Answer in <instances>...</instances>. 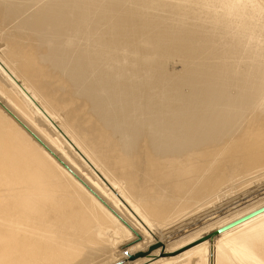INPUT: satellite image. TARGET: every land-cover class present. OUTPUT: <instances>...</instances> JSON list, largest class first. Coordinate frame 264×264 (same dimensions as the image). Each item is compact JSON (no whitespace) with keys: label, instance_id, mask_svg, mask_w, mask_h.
Segmentation results:
<instances>
[{"label":"bare ground","instance_id":"1","mask_svg":"<svg viewBox=\"0 0 264 264\" xmlns=\"http://www.w3.org/2000/svg\"><path fill=\"white\" fill-rule=\"evenodd\" d=\"M262 178L264 0H0V264H264Z\"/></svg>","mask_w":264,"mask_h":264},{"label":"rangeland","instance_id":"2","mask_svg":"<svg viewBox=\"0 0 264 264\" xmlns=\"http://www.w3.org/2000/svg\"><path fill=\"white\" fill-rule=\"evenodd\" d=\"M142 58H143V57H142ZM175 64H176V65H177V64H178V65L180 64V67H179L178 65H177V67H176ZM175 64H174V67H175L174 70H175V71H174V72H172V70L170 71L172 74H174V73L176 74V71L179 72V71L182 69V68H181V67H182V66H181V64H182L181 62H176ZM170 67H171V66L169 65L168 68H170ZM172 67H173V66H172ZM172 67H171V68H172ZM143 73H144V71H143ZM141 75H142V77H143V75H144V77L146 76L145 73H144V74H141ZM141 75H140V77H141ZM1 102H2V101H1ZM62 142H63V140H62ZM63 143H64V142H63ZM65 146H66V148L69 150V152L72 154V156H75V159H76L81 165H83V167H84L87 171H89V170L87 169L86 165L83 164L78 158H76V154L74 153V151H73L72 149H70L67 145H65ZM262 179L264 180V178H262ZM262 179H261V180L258 179L257 181H259V182H255L254 184H252L251 187H255V186H257V185H260L261 182H264ZM259 183H260V184H259ZM256 184H257V185H256ZM254 185H255V186H254ZM260 192H261V191H260ZM228 198H229V197H227L226 199H228ZM197 213H198V212H197ZM215 216H218V214H215ZM193 226H195V224L192 225V227H193ZM198 226H199V223L196 224V227L191 228V226H190V228L193 229V230H190L189 227H188L189 229L186 228V229L182 230V233H183V234H180V237H181V236L188 235L189 233H191V231L193 232L195 229L200 228V226H199V227H198ZM180 237L177 236V237L173 238L172 240H176L177 238H180ZM133 239H134V238H131V240H129V241H130L131 243H132L133 241H134V242L137 241L136 239H134V240H133ZM146 250H147V248L145 249V251H146ZM142 251H144V250H142ZM126 252H127V251H126ZM113 264H115V263H113ZM120 264H121V263H120Z\"/></svg>","mask_w":264,"mask_h":264},{"label":"water","instance_id":"3","mask_svg":"<svg viewBox=\"0 0 264 264\" xmlns=\"http://www.w3.org/2000/svg\"><path fill=\"white\" fill-rule=\"evenodd\" d=\"M262 210H264V206H261V207L257 208L256 210L250 212L249 214H246L245 216H243V217H241V218H239V219H237V220H235L233 222H230V223H228V224H226V225H224V226H222L220 228H217L216 230H214L212 232V234L219 233L222 230H224V229H226V228H228V227H230V226H232V225H234V224H236V223H238V222H240V221H242V220H244V219H246V218H248V217H250V216H252V215H254V214L258 213V212H260V211H262Z\"/></svg>","mask_w":264,"mask_h":264}]
</instances>
